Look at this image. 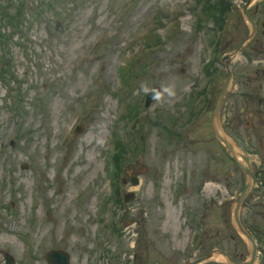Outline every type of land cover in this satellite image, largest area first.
I'll use <instances>...</instances> for the list:
<instances>
[{
  "label": "rangeland",
  "instance_id": "1",
  "mask_svg": "<svg viewBox=\"0 0 264 264\" xmlns=\"http://www.w3.org/2000/svg\"><path fill=\"white\" fill-rule=\"evenodd\" d=\"M3 1L18 4V0H1V6ZM174 3L184 11L178 21L169 15ZM187 8L185 0H55L52 5L46 0H26L28 19L19 28L23 38L1 51L10 66L4 61L0 68L6 65V73L13 69L14 75L22 78L21 86L28 89L19 124L8 118L1 102L6 88L0 84V207L11 213L10 219L1 213L0 264L4 252L17 263L46 264L44 255L52 248L67 251L71 264H110L103 257L105 250L113 253L119 264H183L196 253L206 255L214 248L237 257L245 254L230 219L231 198L242 174L214 139L210 112L199 120L190 118L186 122L192 124L187 129L183 125L185 103L193 90L190 83L202 58L198 42L185 33L190 27ZM116 10L123 16L116 41H103L93 53L102 52L95 62L94 58L85 60L83 54H90L88 48L94 38L103 37L109 27H117L112 16ZM152 24L158 27V39L152 38L150 44L159 41L161 46L154 45L147 54L139 53L137 77L130 78V87L141 110L142 90L159 87L163 96L145 110L142 150L129 159L122 173L128 178L143 172L137 187L122 185L123 191L134 190L136 199L117 211L120 216L124 213L119 222L124 227L133 223L119 236L107 237L97 223L102 210L100 198L109 191L108 187L101 189L108 179L104 149L113 127L121 138L126 131L116 119L118 89L113 85L117 65L130 41ZM152 31L149 36H153ZM135 48L132 41L131 49ZM263 54L264 50L258 55L245 52L233 60L232 91L221 113L223 128L237 134L239 141H235L252 156L257 171L264 166V107L258 117L254 109L258 104L251 96L253 89L260 88L256 100H264ZM255 60L260 62L256 64ZM28 64L29 70L25 69ZM223 75L220 67L214 95ZM97 76L100 81L94 83ZM96 91L97 110L81 111L86 99ZM178 114V136L172 139L166 129ZM77 116L84 131L76 136L70 134L64 141L62 138ZM13 132L16 143L11 147ZM24 162L27 168H22ZM204 182L209 183L208 190ZM262 189L263 185L258 184L242 206L241 220L247 225L264 227ZM188 210L197 215V224H190L189 254L185 220ZM26 229L32 237L30 254L35 255L34 259L22 252ZM263 259L259 257L256 264Z\"/></svg>",
  "mask_w": 264,
  "mask_h": 264
},
{
  "label": "bare ground",
  "instance_id": "2",
  "mask_svg": "<svg viewBox=\"0 0 264 264\" xmlns=\"http://www.w3.org/2000/svg\"><path fill=\"white\" fill-rule=\"evenodd\" d=\"M207 189V188H206Z\"/></svg>",
  "mask_w": 264,
  "mask_h": 264
}]
</instances>
